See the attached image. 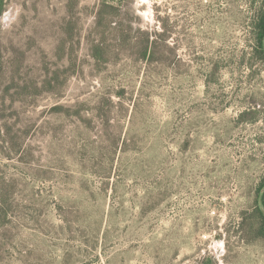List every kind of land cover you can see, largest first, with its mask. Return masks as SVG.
Returning a JSON list of instances; mask_svg holds the SVG:
<instances>
[{
  "label": "rangeland",
  "instance_id": "1",
  "mask_svg": "<svg viewBox=\"0 0 264 264\" xmlns=\"http://www.w3.org/2000/svg\"><path fill=\"white\" fill-rule=\"evenodd\" d=\"M100 1H5L0 264H264V0Z\"/></svg>",
  "mask_w": 264,
  "mask_h": 264
},
{
  "label": "trees",
  "instance_id": "2",
  "mask_svg": "<svg viewBox=\"0 0 264 264\" xmlns=\"http://www.w3.org/2000/svg\"><path fill=\"white\" fill-rule=\"evenodd\" d=\"M5 1L6 0H0V15L4 11L5 8ZM110 0H101L99 4H97L95 11L93 13L94 15V31H100V35L102 37H105L110 34H116L120 32L119 27H111V21L109 18H111L112 13L116 11V7L109 3ZM122 0H119L118 3H120ZM130 1V0H127ZM118 10V9H117ZM118 12V11H116ZM68 26V25H67ZM253 29L256 31V42L259 47L262 46L264 41V12L259 11L256 15V18L253 23ZM67 31V27L63 28V33ZM119 35L116 39L120 41L122 44H125L129 37L127 34ZM145 38L141 42V49L139 50V56L143 61H150L152 60L153 56L155 57L154 48L156 46V40H150L147 34H144ZM156 37H162L164 36V31L161 34L155 35ZM64 46V43L61 44V47ZM107 47V46H106ZM91 53L92 57L95 59H102L105 55L106 48L104 47L103 42H97L96 44H93L91 46ZM2 50V45L0 42V53ZM3 60L1 58L0 54V80L4 77V67H3ZM257 204L253 208L252 212L250 213V216L253 218V234H255L257 238H260L264 240V194L261 195L260 198L257 199Z\"/></svg>",
  "mask_w": 264,
  "mask_h": 264
}]
</instances>
